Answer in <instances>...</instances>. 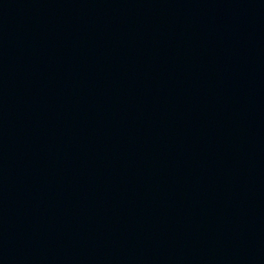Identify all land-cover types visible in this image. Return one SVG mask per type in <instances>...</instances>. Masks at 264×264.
I'll use <instances>...</instances> for the list:
<instances>
[{
  "label": "water",
  "instance_id": "1",
  "mask_svg": "<svg viewBox=\"0 0 264 264\" xmlns=\"http://www.w3.org/2000/svg\"><path fill=\"white\" fill-rule=\"evenodd\" d=\"M0 264H264V0H0Z\"/></svg>",
  "mask_w": 264,
  "mask_h": 264
}]
</instances>
